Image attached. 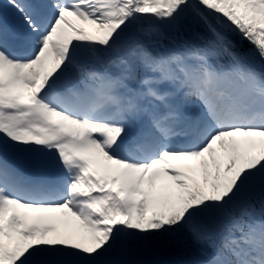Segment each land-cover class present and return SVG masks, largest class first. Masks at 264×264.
<instances>
[{"label":"snow or ice","instance_id":"6c2138e0","mask_svg":"<svg viewBox=\"0 0 264 264\" xmlns=\"http://www.w3.org/2000/svg\"><path fill=\"white\" fill-rule=\"evenodd\" d=\"M7 6L0 264H264V0Z\"/></svg>","mask_w":264,"mask_h":264}]
</instances>
